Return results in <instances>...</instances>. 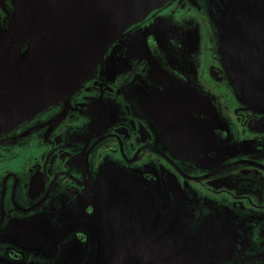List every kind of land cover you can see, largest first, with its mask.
<instances>
[{"label":"flooded vegetation","instance_id":"1","mask_svg":"<svg viewBox=\"0 0 264 264\" xmlns=\"http://www.w3.org/2000/svg\"><path fill=\"white\" fill-rule=\"evenodd\" d=\"M12 2L0 0V32L9 28L15 12ZM185 12L170 6L149 15L142 23L147 27L143 43L134 47L124 40V34L108 49L93 77L73 94L70 103L61 99L64 93L60 86L47 108L0 134V264H111L105 260H111L112 255L99 256V241H95L108 230L104 218L115 216L113 209H105L99 202L103 193L99 179L106 175L98 178V174L104 168L108 172L116 168L115 179L128 173L135 190L124 189L120 194L129 200L163 202V185L168 178L146 172L148 164L156 167L158 163L179 179L175 190L184 198L183 207L195 199L192 186L203 197L235 202L238 207L245 205L257 214L264 211V86L239 88L248 101L243 103L222 63L214 25L196 28L189 17L193 14ZM166 23L168 30L163 27ZM172 29L177 34L182 32L184 38L167 44L154 31L161 34ZM127 61L133 63L132 69L128 70ZM119 64L127 75L143 80V92L138 96L131 88L122 93L125 98L127 93L131 101L129 108L134 106L138 112L137 120L128 126L99 130L95 141L78 157L57 133L66 119L55 125L43 117L47 111L57 110L56 106L62 112L77 113L81 106L75 101L79 102L83 90L99 86L98 79L105 81L114 76ZM259 68L264 74V65ZM121 81L119 77L118 83ZM173 122L178 133L171 130ZM53 131L54 141L50 136ZM174 137H189L190 141L179 146ZM72 156L77 158V165L64 168ZM187 158L192 161L193 172L176 167ZM11 165L21 170L15 172ZM30 169L39 170L36 181L29 180ZM20 177L27 185L43 187L44 198L32 204L18 202L16 192L7 187H16ZM72 186L75 194H87L88 201L62 202L66 196L55 198L56 189ZM159 207L157 203L161 213L167 209ZM158 217L162 223L163 215ZM140 218L137 226H143L144 220L138 223ZM95 256L99 257L97 261Z\"/></svg>","mask_w":264,"mask_h":264},{"label":"water","instance_id":"2","mask_svg":"<svg viewBox=\"0 0 264 264\" xmlns=\"http://www.w3.org/2000/svg\"><path fill=\"white\" fill-rule=\"evenodd\" d=\"M12 1L15 12L9 28L0 32V134L43 110V105L48 106L58 95L54 91L60 86L64 94L77 92L93 77L108 49L122 40L130 24L169 2L121 0L111 8L109 0ZM260 1H226L218 8L222 14L218 20L212 12L214 2L209 0L222 63L243 103L248 101L239 88L264 86V74L258 71L259 65H264V0ZM104 182L99 180L101 199H111L115 194H110L112 190ZM120 196L130 202H100L103 208L115 212V216L104 218L103 225L108 230L95 239L99 241V256L112 255L113 260L105 263L179 262L174 247L177 241L183 243L186 239L173 238V251H162L157 203L141 202L140 208V202H131L123 194L117 198ZM138 216H141L138 223L144 220L142 225L147 231L137 226ZM89 242L90 245L92 240ZM183 255L191 259L188 254ZM98 258L95 256L96 261Z\"/></svg>","mask_w":264,"mask_h":264},{"label":"rangeland","instance_id":"3","mask_svg":"<svg viewBox=\"0 0 264 264\" xmlns=\"http://www.w3.org/2000/svg\"><path fill=\"white\" fill-rule=\"evenodd\" d=\"M119 1L121 0H109L110 7L113 8ZM212 1L214 2L212 12L216 19L221 20L222 14L219 13L220 10L218 8H222L226 1L231 2L233 0ZM236 1L243 0H234V3H236ZM186 2L185 0H169V2L167 1L163 6L153 10L149 15H153L157 12L160 13V11L174 6L180 12L186 11L184 14H193L189 15V17L190 20L194 19V27L196 28L200 26V29H207L213 24L210 16L209 0H186ZM259 2L261 1L259 0ZM232 12L235 14L237 10L232 9ZM149 15L143 19L141 18L142 20L138 19L137 22L130 24L124 32V34H126L124 40L128 39L131 41L134 47L140 42L142 44L144 41L143 31L147 29L142 23L146 22ZM166 20L164 19L163 23ZM167 24L168 23L163 27L168 30L169 26L167 27ZM153 28L157 29V27ZM154 31L157 36L159 35V39L165 38L167 44L173 39L178 41L184 38L182 32L177 34V31L173 29L170 30V32H161V34H158L157 30ZM203 34L205 36V33L202 32V35ZM133 52H135V49ZM262 55H264V53ZM127 64H129L128 70L132 69L133 63L127 61ZM119 77L122 79L120 83H118ZM98 81L100 83L99 86L86 87L83 90V94L80 95L81 98L79 102L78 100L75 101V105L81 106V109L78 110L77 113L76 111H69V113L62 112V109L56 106L55 109L57 110L53 112H51V110L47 111L46 115L43 117L45 120L51 119V124L55 125H59L61 119H66L62 122V126L58 129L57 133L61 135L62 141L66 140L65 142L68 145L67 149L70 148L75 151L78 157L91 142L95 141L94 136L97 135L96 133H98L99 130H107L108 126H128L132 121L137 120L138 112H136L134 106L132 109L129 108L128 104L131 101L127 93L130 88L137 96L143 92V85H141L143 80H140L139 77L135 78L134 75H127L119 64L114 76H111L105 81L102 79H98ZM112 89H115V91L113 92ZM124 91H127L126 98L124 94H122ZM72 96V94L60 95L61 99L68 100V103H70ZM137 102H139V100H137ZM47 107L46 104L43 105V108ZM212 112L214 113V109ZM37 113L39 112H36V114ZM48 114H50V116H48ZM45 120L41 122H45ZM137 125L139 126V123H137ZM220 127L221 124L219 127H215V129ZM171 130L178 133L174 122L171 125ZM55 131H53V133L50 132L51 140L53 141L55 140L53 139ZM148 136L149 135H145L144 137L148 139ZM165 141L170 143L172 140ZM173 141L177 142L179 146H182V144H185L183 142L188 143L190 139L189 137H174ZM76 162L77 158L72 156L68 162V166L64 164V168L71 169L74 165H77ZM178 166L188 172L194 171L190 158L181 159L176 164L177 168ZM10 167L15 172L21 170V167L18 165H11ZM114 169L116 168H112L111 171L108 172V170L104 168L101 169L98 174V178L100 174L106 175V178L100 179L105 180L103 185L108 186L115 194V197L106 200L101 199V194L99 202H130L123 196H120V198L117 197L120 194V190L123 191L127 187L135 188V185L127 172L125 176L121 175L115 179L113 176L117 174L118 170ZM27 172L30 181L37 180L35 175L39 170L30 169L27 170ZM146 172H154L158 176H166L168 178V181L163 185L166 191L163 202H147V204L158 203L160 206L159 208L167 207L163 213L159 210V213L163 215L160 225V231L163 234L159 236L162 242L163 252L173 251V245L171 243L173 238L178 237L186 239L183 243L177 241V245L174 247L177 253L176 260L179 261L174 264H264V211L261 214H257L249 207H245V205L238 207L235 202H222L220 198L211 197V199H209L203 197L202 194L199 193V190L192 186L190 187L195 199L189 202L186 207H183L181 202L184 201V198L180 192L175 190V184L180 181L169 169L158 163L156 167L148 164ZM24 181L25 180L20 177L16 187H14L13 184L7 187L8 189L11 188V192L13 191L14 194L16 192V199L18 202H28L32 204L44 198L43 187L27 185ZM67 188L70 189L65 191ZM59 191L60 193H58ZM63 196L66 197H64L62 202L88 201L87 194L74 193V186L65 187L64 189L59 187L56 189L55 198L60 199L63 198ZM89 199L93 200L94 196L89 197ZM131 202L140 201L133 199ZM142 206L143 204L140 202V208ZM173 206H175L176 209L172 210ZM172 216H178V218L172 221ZM179 216L183 217L179 218ZM158 246L161 247L160 242ZM180 248L182 253L179 251ZM183 253L188 254L192 260L184 257Z\"/></svg>","mask_w":264,"mask_h":264}]
</instances>
